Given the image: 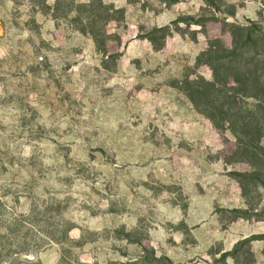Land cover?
Masks as SVG:
<instances>
[{"label":"rangeland","instance_id":"1","mask_svg":"<svg viewBox=\"0 0 264 264\" xmlns=\"http://www.w3.org/2000/svg\"><path fill=\"white\" fill-rule=\"evenodd\" d=\"M234 26L264 85V0H0V264H264V156L188 84Z\"/></svg>","mask_w":264,"mask_h":264},{"label":"trees","instance_id":"2","mask_svg":"<svg viewBox=\"0 0 264 264\" xmlns=\"http://www.w3.org/2000/svg\"><path fill=\"white\" fill-rule=\"evenodd\" d=\"M253 32V26H234V28L229 30L231 49L223 47L220 52L221 55H219L211 46L203 53L212 55L210 58L212 59L211 62H208L212 67V81H205L197 77V79L190 81L188 84L192 87L197 104L211 106L212 115L216 113L222 115L234 135L237 145L242 148L243 152L248 153L250 148H254L259 151V156H264V146L261 144V140L264 139V122L258 119L257 113H244L241 107H237L234 102V98L238 97V94L245 98H264V85L260 82L259 75L253 76V68L250 66V61L247 60L244 64L238 62L233 64L247 53L251 45L255 44L251 36ZM261 40L264 42V39ZM214 54L218 55L213 56ZM225 59H228V62L222 63L221 61ZM213 61H216V64H211ZM263 70L264 62L261 60L260 64L254 67V71L261 72ZM221 72L229 77L227 79L234 84V86L227 88L228 91L233 92V96L229 94V96L224 97L223 101H220L215 88L216 84L222 81ZM203 98H206L207 101L204 102ZM214 103L215 105H213ZM261 185L264 189L263 181H261Z\"/></svg>","mask_w":264,"mask_h":264}]
</instances>
